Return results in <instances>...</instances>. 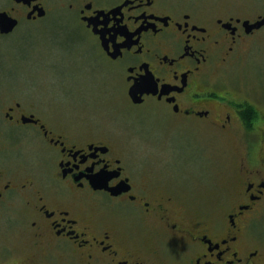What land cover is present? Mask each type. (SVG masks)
I'll return each mask as SVG.
<instances>
[{
    "label": "flooded vegetation",
    "instance_id": "flooded-vegetation-1",
    "mask_svg": "<svg viewBox=\"0 0 264 264\" xmlns=\"http://www.w3.org/2000/svg\"><path fill=\"white\" fill-rule=\"evenodd\" d=\"M46 1L0 0V58L24 20L66 8L58 32L78 24L91 33L102 55L121 64L129 103L156 107L180 128L238 123L248 143L242 184L222 215L181 210L155 174L136 171L129 143L63 126L60 109L0 89V250L25 253L13 259L8 251L6 264H264L263 98H233L220 76L243 45L263 44L264 0L249 16L217 15L197 0ZM145 78L154 86L132 88ZM92 153L119 183L81 175L76 163Z\"/></svg>",
    "mask_w": 264,
    "mask_h": 264
},
{
    "label": "rangeland",
    "instance_id": "rangeland-1",
    "mask_svg": "<svg viewBox=\"0 0 264 264\" xmlns=\"http://www.w3.org/2000/svg\"><path fill=\"white\" fill-rule=\"evenodd\" d=\"M47 1L64 4V0ZM197 1L217 15L249 16L257 0ZM68 20V10L59 7L45 19L21 23L4 45L0 89L34 99L44 110L60 109L63 126L103 130L125 146L129 143L136 171L155 174L157 185L175 196L179 209L222 215L241 188L246 132L238 123L223 130L197 120L180 128L156 107L132 105L125 96L121 64L104 57L92 34L80 25L68 26V35L58 32L56 21ZM50 28L56 32L48 34ZM237 51L234 63L220 74L226 89L237 99L260 93L263 99L258 101L263 104L264 72L256 67L264 65V42L256 47L251 41ZM260 225L255 229L264 232ZM8 251L13 259L25 255L21 250H0V264L7 263Z\"/></svg>",
    "mask_w": 264,
    "mask_h": 264
},
{
    "label": "snow or ice",
    "instance_id": "snow-or-ice-1",
    "mask_svg": "<svg viewBox=\"0 0 264 264\" xmlns=\"http://www.w3.org/2000/svg\"><path fill=\"white\" fill-rule=\"evenodd\" d=\"M137 86H142L145 88L153 87L154 82L148 78H145L142 84L137 82ZM104 160V157L96 156L95 153H92L91 156H84L80 161H78L76 163V168L80 170L81 175H84L85 172H93V181L96 183H119L121 177H119L117 173L108 172L106 170Z\"/></svg>",
    "mask_w": 264,
    "mask_h": 264
},
{
    "label": "water",
    "instance_id": "water-1",
    "mask_svg": "<svg viewBox=\"0 0 264 264\" xmlns=\"http://www.w3.org/2000/svg\"><path fill=\"white\" fill-rule=\"evenodd\" d=\"M249 23L247 22V25H248ZM259 24L258 23H256V24H251V25H249V27H251L252 28V26L254 27V26H258ZM14 26V25H13ZM143 82V81H142ZM142 82H140L141 84H142ZM132 88H143L142 86H137V84H135ZM148 88H150V87H148Z\"/></svg>",
    "mask_w": 264,
    "mask_h": 264
}]
</instances>
